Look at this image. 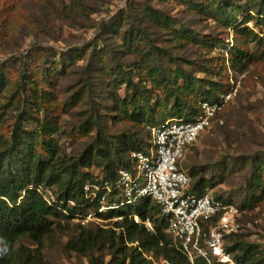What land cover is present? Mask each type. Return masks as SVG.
Wrapping results in <instances>:
<instances>
[{
  "label": "rangeland",
  "instance_id": "obj_1",
  "mask_svg": "<svg viewBox=\"0 0 264 264\" xmlns=\"http://www.w3.org/2000/svg\"><path fill=\"white\" fill-rule=\"evenodd\" d=\"M229 2L235 8L227 26L217 8ZM195 5L201 10L195 11ZM263 8L264 0H0V139L10 140L20 125L34 134L41 150L39 121L48 115L58 128L52 136L57 151L54 157L41 152L61 179L70 176L66 168L60 170L64 163L76 165L74 178L102 176L104 163L85 164L80 159L90 150L118 147L123 140L128 145L142 141L146 147L149 124L180 117L175 102L182 91L186 93L187 77L195 83L193 99L218 85L230 92L240 83L218 115L224 123L216 122L202 134L184 165L191 184H200L197 192L239 208L240 222L247 226L228 244H254L264 264V180L255 196V181L259 175L264 178ZM152 11L171 19L170 28L149 15ZM132 34L141 40L132 41ZM236 45L249 51L234 68ZM69 56L73 62L63 67ZM245 61L246 71L241 70ZM53 64L58 65L59 79L50 85L47 70ZM25 72L55 105L65 101L71 106L57 114L36 111L29 94L14 96ZM183 110L190 113V108ZM130 157L132 151L122 162ZM121 192L122 188L108 193L107 200H120ZM110 219L84 228L58 219L41 245L23 237L16 249L34 250L43 264H110L115 250L111 244L85 251L69 248L71 239L85 230L115 228L116 220ZM166 239L177 246L167 232ZM241 253L238 249L233 254ZM145 256L151 264H168L161 252L147 251Z\"/></svg>",
  "mask_w": 264,
  "mask_h": 264
},
{
  "label": "trees",
  "instance_id": "obj_2",
  "mask_svg": "<svg viewBox=\"0 0 264 264\" xmlns=\"http://www.w3.org/2000/svg\"><path fill=\"white\" fill-rule=\"evenodd\" d=\"M200 6L195 5L193 8L195 11H200ZM233 7L235 8V5L229 2L226 5H219L217 8L220 19L225 21L227 26L230 25L234 17L232 13ZM207 8L211 9V7ZM262 10L264 11V8ZM149 15L156 18L158 22L164 21L163 26L165 29H169L170 24L173 22L168 17L161 16L155 11H152ZM249 20L247 19L245 22ZM135 38L136 42L141 40V37L137 38L132 34L131 40L133 41ZM248 51L242 45H236L233 48L232 65L234 68L237 67L243 57L248 55ZM72 60L70 56L67 57L65 63H62L63 67L66 64L72 63ZM242 66L241 70L246 71L247 61L243 62ZM57 73V64H53L48 68V77L46 79L48 84L55 85L57 83L59 79ZM22 76L23 82L16 88L14 96L21 94V92L29 94L33 104L32 107L36 111L42 110L47 112L48 110H52L57 114L71 106L70 103L62 101L63 103L58 107L54 104L53 100H49V96L46 93L42 94L39 91L36 79H33L31 76L29 77L28 72H25ZM159 83L163 86L165 84L163 82ZM186 84L187 87L184 89L186 93L182 91L175 102L176 113L180 116L178 119L194 118L200 111L202 101L211 97L220 99L221 95L228 93L230 90L229 88L224 89L222 85H218L211 88L203 97L193 99L196 91L195 83L191 78L187 77ZM166 86L167 84H165L164 88ZM141 94L140 92L139 96ZM181 95L182 97H180ZM182 100L185 103H182ZM184 108H190V113H183ZM161 110L162 107H159L158 112H162ZM142 116H146V112ZM53 118L55 117L53 116ZM143 120L140 119V121ZM168 120L169 118L163 117L162 121L148 125L149 139L146 147L150 146V127L163 124ZM39 122L42 130L40 136L43 139L41 150H38L34 143V134L20 125L16 126L12 131L10 140L4 141L0 139V264H43L40 257L33 254L34 250L21 247L18 251L16 246L19 240L23 237H29L36 244L41 245L44 238L52 232L58 219L71 221L78 210L85 211L88 208L97 207L100 201L99 197L95 201L87 198L85 186L88 183L102 185L103 180L116 182L121 168L132 167L131 157L124 163L122 162L126 153L146 150V147H143V142L138 140H133L129 145L123 140L118 147L112 144V149L105 146L100 147L98 150H90L80 161L85 164L101 165L104 163L103 175L94 177L85 174L82 177L74 178L76 165L64 163V166L60 170L63 171L66 168L70 176L67 180H63L60 177V173H56V169L52 166L51 162L45 160L43 156V152L48 153L52 157L55 156L57 147L53 143L52 136L58 128L54 120H50L48 115ZM259 169H263V166H260ZM263 180V176L259 175L255 181L256 197H258ZM199 186L200 184L196 186L191 184L192 191L197 192L196 190ZM41 187L49 189L57 198V202L53 204L49 203L46 194L40 191ZM197 193L204 194L205 192ZM103 194L104 191L99 192V196ZM217 199L221 198L217 197ZM70 201H74L77 206L72 207ZM64 210H67L69 214H65ZM136 210L143 217L151 215L155 218L156 234L130 219L128 217L130 210L127 209L115 213L110 212L105 215L106 218L113 217L116 214L125 216L123 221L115 223V228L106 229L99 227L96 231L85 230L78 237L71 239L69 248L75 251H85L111 244V247L115 248V250H113L110 264H151L150 260L145 256L147 251L161 252L171 264H187L189 262L187 257L177 246L170 245L166 239V222L163 217H156L157 214L160 215L161 213L160 207L150 199H145ZM77 225L84 228L82 224L78 223ZM118 231H121V233ZM235 236H231L227 240L229 252L233 254L238 249L242 251L240 255L233 254L235 259L241 264L249 262L251 264H262L263 258L258 256L254 244L247 241H236L232 246L228 244L229 240ZM117 238L120 239L119 242H117ZM128 242L132 245H128ZM16 255H18L17 258H15ZM198 264L206 263L199 260Z\"/></svg>",
  "mask_w": 264,
  "mask_h": 264
},
{
  "label": "built area",
  "instance_id": "obj_3",
  "mask_svg": "<svg viewBox=\"0 0 264 264\" xmlns=\"http://www.w3.org/2000/svg\"><path fill=\"white\" fill-rule=\"evenodd\" d=\"M239 86L240 83L235 84L220 99L202 101L194 118L169 119L151 126L148 149L132 153V167L121 168L116 182L88 183L86 196L92 201L99 197V205L85 211L78 210L72 221L82 225L107 221L105 215L110 212L128 209L130 219L156 234L154 217H143L137 210H131L150 199L160 207L159 216L167 225L165 231L175 239L177 247L189 261L187 264H198L199 260L206 264H241L227 249L228 238L243 232L247 226L240 222L241 211L236 205L224 203L210 193L192 191L190 170L184 165L188 152L202 134L216 122L224 123L218 115ZM120 188V200L108 201L107 194H116ZM40 191L46 194L49 203L57 202L49 189L41 187ZM100 191H104L102 196H99ZM70 205L77 206L74 201H70ZM64 213L69 214L67 210ZM124 217L116 214L110 220L117 222Z\"/></svg>",
  "mask_w": 264,
  "mask_h": 264
}]
</instances>
